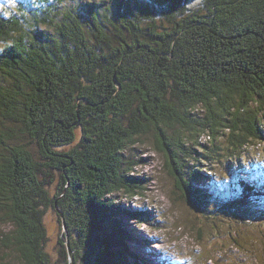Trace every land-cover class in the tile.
Returning <instances> with one entry per match:
<instances>
[{
    "label": "trees",
    "instance_id": "1",
    "mask_svg": "<svg viewBox=\"0 0 264 264\" xmlns=\"http://www.w3.org/2000/svg\"><path fill=\"white\" fill-rule=\"evenodd\" d=\"M18 6L11 16L7 4L0 8L1 260L10 253L16 264H46L44 209L60 207L70 214L66 221L61 217L64 239L86 240L70 242L83 264L96 251L94 231L79 237L70 219L75 226L102 218L110 224L102 236L103 264H135L131 257L148 264L141 250H119L131 234L114 199L139 195L134 154L147 138L165 154L196 212L211 205L204 203L207 195L203 202L197 198L209 179L191 170L185 182L183 155L200 156V169L215 160L238 181L253 170L251 187L241 186H248L251 204L264 207L259 166L247 173L236 164L244 153L259 162L262 148L251 153L248 147L264 148V0H21ZM85 22L91 36L83 34ZM238 130L247 138L236 137L225 149L203 142ZM55 178H62L60 190L47 195L46 180ZM227 182L229 190L231 178ZM241 186L230 200L242 197ZM95 188L109 189L103 197ZM80 190L85 198L79 205L73 196ZM135 216L143 220V214ZM259 216L252 227L260 234L250 230L257 240L264 235L262 210ZM150 220L148 215L145 222Z\"/></svg>",
    "mask_w": 264,
    "mask_h": 264
},
{
    "label": "rangeland",
    "instance_id": "2",
    "mask_svg": "<svg viewBox=\"0 0 264 264\" xmlns=\"http://www.w3.org/2000/svg\"><path fill=\"white\" fill-rule=\"evenodd\" d=\"M0 2V8L5 3L8 5L11 16L19 7L18 5L21 0H0ZM194 22L196 21H186L188 25L197 24ZM87 25H90V23H84L83 34L91 36L92 29L86 28ZM31 32L34 33V30ZM96 32L97 30L95 33ZM96 85L97 82L94 83V87ZM111 88L112 89L108 93L114 91V87ZM93 90H95V94L99 93L96 89ZM77 91L80 92L81 90L78 89ZM83 92H90V89L86 88ZM44 100H46V98H44ZM239 135L242 137H239ZM236 137L237 139L247 138L245 132L238 130V132H235L233 136L230 135L228 138L220 136L217 138L216 142H212L208 139L203 140V142L205 145L214 146V144H216L225 149L226 146H230L231 141H236ZM144 144L145 145L141 146V148L138 147L134 154L137 164L133 169V177L139 178L140 180L134 181L133 183L139 187V195L133 198L123 194L119 195L120 192L109 194L112 197L119 195L114 198L119 200V208L123 213L119 214L118 218L123 219L126 235L130 237L129 234H131L130 241H127L126 244L123 241V246L119 248V250H124L123 248L125 247L126 249H130L134 254L139 253L137 250H141V255L142 257H147L148 264H264V235L262 239L257 240L250 234L254 217L255 219H260L261 216L259 215L261 210L264 212V207L260 205L257 206L253 202L252 206L251 200L248 198L249 195L245 192L248 190V186H241L242 182H244L245 185L251 187V182L253 180L249 177L253 178L257 174L252 170L250 176L248 174L247 176L239 175L240 181H238L237 173L232 175L228 173L225 174L224 166H222L220 170L216 167L215 160H212L210 167H208L207 164H203L202 166L205 168L200 169L198 166L200 167V164L203 163L197 162L200 156L192 155L191 158H187L183 155L179 171H181L180 175L185 182L190 183L189 178L192 175L191 170H193L194 176L203 175L204 178L209 179V181L204 180V184H206L205 182L209 184L208 188L199 191L197 198H200L201 202H203L204 196L207 195L206 202L204 203L207 205L210 200L211 205L206 210H202L203 213L200 211L196 212L190 208V205L183 198L176 182L179 177H175L172 174V169L165 158V154L159 152L153 138L145 139ZM176 144L177 141L172 143V145ZM248 148L251 153L253 150L259 148H262V150L260 154H256L257 157H260L259 162L255 159L247 158L245 153L241 156L238 155L236 164L240 167L239 171H245L247 173H249V168H252L253 165L256 166L260 164L264 160L263 147L257 145V147L254 148L253 145H250ZM39 151L40 150L35 149L33 153L40 159V162L43 163ZM43 170H46V165ZM186 172H188L190 176H186ZM221 175L224 176L222 180H220ZM230 178L232 187L227 190L229 185L227 180ZM46 183H48L46 186L47 195L56 196L60 190L59 185L62 183V178H55V181L50 184L49 180H46ZM197 186L199 190L204 188L203 183H199ZM240 186L245 193L242 197L235 196L230 200L229 196L232 195V193L236 195ZM108 189L109 188H95V191L104 197ZM260 189H263V186H261ZM260 189L259 193L262 194L264 191ZM208 191L210 192L209 194ZM84 198L85 190L77 191V194L73 196L74 202L79 205ZM236 198L239 202L232 205V201ZM241 199L242 206H246L248 210L240 205ZM103 200L104 198H102L101 201ZM192 200H194V198ZM60 201L61 200H58V202ZM226 207L229 209H225L224 211L218 210ZM202 208L204 209V206H202ZM256 208L257 216L254 215ZM83 210H85V207ZM214 210H217V212L214 213ZM252 210L254 212H252ZM61 211L65 213L60 207H48L44 209L42 222L45 229L46 241L43 242L42 245L49 257L46 264H71V254L73 256V264H83L84 257L81 255L82 252H73L70 242L77 244V241L80 242V239L82 242L86 240L78 237L71 238V241L66 237L64 239V235L67 234V229L61 225V217L66 221V219L70 218V214L67 213V215H65ZM135 213L137 215L143 214V220L139 221ZM249 214L253 216L243 220V215L248 216ZM148 215L151 220L150 222H145ZM98 217H100V215ZM86 221L88 223L86 227L82 221L78 226L74 225L72 219L69 220V223L76 227L79 237H86L85 233H87L88 230L90 231V229L93 230L94 232H92V234L95 237L94 247L96 250H99L100 255L104 257L103 251L105 249L103 247L101 248L104 239L102 236H105L107 230L110 229V224L105 223V219L103 218L97 225H94L93 222L92 226L88 219ZM262 221H264V219H262ZM252 228L256 230L257 234H260L256 226ZM92 234L90 236H92ZM92 247L91 245V248ZM68 248H70L71 251H68ZM6 255V260L0 259V264H16L15 259L10 253ZM91 258L92 257H89L88 259ZM131 261L135 262V264H141L142 262L139 258L135 259L134 257H131ZM89 262L92 263L93 261L89 260ZM106 264L108 263L106 262Z\"/></svg>",
    "mask_w": 264,
    "mask_h": 264
},
{
    "label": "water",
    "instance_id": "3",
    "mask_svg": "<svg viewBox=\"0 0 264 264\" xmlns=\"http://www.w3.org/2000/svg\"><path fill=\"white\" fill-rule=\"evenodd\" d=\"M68 251H71V249L68 248ZM70 260H71L70 261L71 264H73V256H72V254H71V259ZM89 260L93 261L92 263L89 262V264H103V262H104V258L100 255L99 250H96L95 253L93 254V257L91 259H89Z\"/></svg>",
    "mask_w": 264,
    "mask_h": 264
},
{
    "label": "bare ground",
    "instance_id": "4",
    "mask_svg": "<svg viewBox=\"0 0 264 264\" xmlns=\"http://www.w3.org/2000/svg\"><path fill=\"white\" fill-rule=\"evenodd\" d=\"M257 165L259 166L258 175L260 174V179H261L260 184H261V186H263V182H264V178H263L264 177V160H263V162H261L260 164H257ZM256 166L254 165L253 168L256 169Z\"/></svg>",
    "mask_w": 264,
    "mask_h": 264
}]
</instances>
